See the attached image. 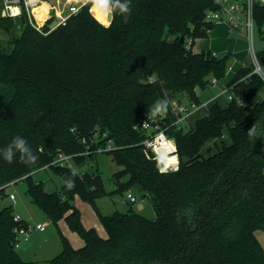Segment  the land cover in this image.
Segmentation results:
<instances>
[{
	"label": "trees",
	"instance_id": "obj_1",
	"mask_svg": "<svg viewBox=\"0 0 264 264\" xmlns=\"http://www.w3.org/2000/svg\"><path fill=\"white\" fill-rule=\"evenodd\" d=\"M85 1L55 29V17L38 27L24 7L12 18L0 5L7 36L4 43L0 35V150L19 136L37 157L28 164L17 153L9 163L0 153V264H36L16 248V229L28 223L15 222L13 206L1 205L17 183L53 223L65 219L84 240L74 248L64 238L50 264H264L256 236L264 231V100L255 101L264 79L253 65L234 76L233 99L213 103L191 129L173 126L170 114L164 126L177 145V171H161L137 128L158 102L169 113L178 98L202 106L198 90L230 70L232 53L193 51L214 28L205 15L217 9L215 0H130V13L113 10L111 23L104 8ZM254 19L261 29L264 7L255 6ZM258 55L264 71V51ZM211 144L216 151L204 156ZM108 145L102 153L120 168L112 193L139 189L156 217L100 214L102 237L84 227L74 200L96 205L108 195L102 176L87 169ZM59 153L72 156L78 169L61 166ZM47 168L64 180L53 193L33 177Z\"/></svg>",
	"mask_w": 264,
	"mask_h": 264
},
{
	"label": "rangeland",
	"instance_id": "obj_2",
	"mask_svg": "<svg viewBox=\"0 0 264 264\" xmlns=\"http://www.w3.org/2000/svg\"><path fill=\"white\" fill-rule=\"evenodd\" d=\"M48 1L53 4H55V2L57 3V0ZM66 1L67 0H59L58 3L60 4L61 8L65 7L66 10H68L71 4H66ZM241 1L243 2L244 0ZM0 5L4 9L5 6L3 0H1ZM110 12L111 11H108L106 13L105 23L108 22ZM45 23L38 24L39 26L42 25L41 27H43ZM220 24L221 23L215 24L207 38L196 40L193 51H210L217 55L230 52L232 53V58L229 61V66L233 67V70L227 71L225 78L218 82V87L211 86L205 90H198L197 95L199 101L203 105L200 106L196 111V115L192 121V124H194L197 119L207 115L210 100L220 94L223 90L224 91L222 93L229 89L233 84V78L236 73L246 63H250L249 61L252 58L249 40L247 39L245 32H230L227 26ZM0 35L3 42L6 43V34L0 32ZM254 48L257 52L263 48L257 27L254 28ZM262 98H264V88L257 97V99ZM187 101L188 100L184 97V102ZM227 102V94H225L223 98L219 100V103L222 106H226ZM223 140L226 143L231 141L227 131H225ZM210 150V153L213 154L216 151L215 145H209V147L202 151V154L204 156H208V152ZM76 168V165L73 163V169ZM87 169L102 176L108 195L99 199L96 205L84 201L79 196H76L74 204L80 211L81 222L84 227L88 229L95 228L100 236L106 237L107 231L101 221L100 214L112 215L115 212L127 213L132 210L148 219H155L156 212L153 208L150 198L143 196V193L139 189L131 188L130 190L125 191L123 194L112 193L116 188L113 176L114 173L120 170V168L112 161L111 156L105 153L98 154L94 159L93 165H89ZM33 177L34 180L42 182L45 191L48 193L58 191L64 184L62 177L56 174L52 168L42 169L36 172ZM7 192L8 194H15L17 198V204L13 205L8 195V197L1 202V205H12L14 214L26 219L30 222L29 225H31V229L28 232L29 240L26 241L24 237H21L20 247L17 248L18 253L24 260L39 264H50V261L62 250L64 238H66L71 243V245L75 247H79L84 244V240L77 232H74L70 228L65 219L60 220L57 224L53 223L40 209V207L31 201L30 197L26 193L25 184H13L11 187H9ZM129 195L135 196L137 201L131 203ZM37 224H42L45 227V231L40 232L38 229H36ZM256 236L264 248V231H257Z\"/></svg>",
	"mask_w": 264,
	"mask_h": 264
},
{
	"label": "built area",
	"instance_id": "obj_3",
	"mask_svg": "<svg viewBox=\"0 0 264 264\" xmlns=\"http://www.w3.org/2000/svg\"><path fill=\"white\" fill-rule=\"evenodd\" d=\"M43 0H3L4 9L2 10L3 17L17 18L21 16L23 12V7L26 9L29 17H33L36 21L35 14L33 12L34 8L39 6ZM217 5L216 10H208L205 15V20L208 23L216 24L218 22H224L228 25L230 32L241 31L245 32L247 39L250 44L251 60L249 61L253 67L254 72L259 74L264 79V71L259 58V52L264 51V26L259 30L261 37V42L263 48L260 51H256L254 48V28L257 27L254 19V8L256 5L264 7V0H215ZM79 7L76 5L69 6L68 10L64 12H58L54 8L52 9V15L49 19L55 17L59 25H65L68 18L76 14ZM46 20V21H47ZM37 23V22H36ZM38 25V24H37ZM38 27H41L38 25ZM193 40L190 39L187 43V47L192 46ZM217 55V54H215ZM232 70V67L230 68ZM218 81L213 80V86H217ZM233 86L227 89L224 94H227V100H232L233 96L230 91ZM169 111H167L166 106H164V111L162 113H153L143 122L138 125V129L144 133L145 138L143 140V146L146 151L153 155V157L162 163V172H175L179 169L180 159L178 156L177 145L173 138L168 137L167 129L164 126L168 121L170 114L175 116V121L172 123L173 126L189 130L194 124H192L193 116L199 107L192 102H184V99H175L168 103ZM85 141V140H83ZM112 149L111 145L106 148L98 150V153L106 152ZM57 160L61 161V166H67L73 168L72 156L64 155L59 153ZM9 199L13 205L17 204V198L14 193H10ZM131 203L137 201L135 196L129 195ZM15 222L22 223L24 220L19 216L15 215ZM31 225L28 224L27 228L20 227L16 229L17 234V244L16 248L20 247V238L24 237L27 241L29 239V230ZM36 229L43 232L45 227L42 224H37Z\"/></svg>",
	"mask_w": 264,
	"mask_h": 264
},
{
	"label": "clouds",
	"instance_id": "obj_4",
	"mask_svg": "<svg viewBox=\"0 0 264 264\" xmlns=\"http://www.w3.org/2000/svg\"><path fill=\"white\" fill-rule=\"evenodd\" d=\"M93 3L98 4L100 7L104 8L106 13L113 10H118L122 14L130 13V0H124V2H121V0H93ZM163 111L164 102H158L153 115H155L156 113H162ZM252 131L254 132V129ZM0 153H2L4 160L9 163H12L14 161L17 153H19L20 160L23 163L32 164L37 160L36 155L28 146V142L24 138L19 136L13 138L12 142L6 148L0 150ZM68 187H74V183L69 184Z\"/></svg>",
	"mask_w": 264,
	"mask_h": 264
},
{
	"label": "crops",
	"instance_id": "obj_5",
	"mask_svg": "<svg viewBox=\"0 0 264 264\" xmlns=\"http://www.w3.org/2000/svg\"><path fill=\"white\" fill-rule=\"evenodd\" d=\"M68 1V2H67ZM66 1V4H71V5H78V3L79 2H82L83 4H85L86 3V1L85 0H67ZM59 2V0H57V3L55 2V4H53V3H51L50 1H48V0H45L44 1V3H47V4H49V6L51 7V12H50V15H52V9L54 8L56 11H58V12H64L65 10H66V8L65 7H63V8H61L60 7V4L58 3ZM43 3V2H42ZM41 6V5H40ZM94 6V3H93V5H92V7ZM92 9V8H91ZM49 15V16H50ZM49 16L46 18V20L49 18ZM36 18V17H35ZM46 20H44V22L43 23H45L46 22ZM36 22H37V20H36ZM39 22H37V24H38ZM218 23H221L220 25H224V26H227V28H228V25L226 24V23H224V22H218ZM39 25V24H38ZM40 26H42V25H40ZM214 26H215V24H214ZM219 27H222V26H219ZM201 52H203V51H201ZM201 52H196V53H201ZM232 70H233V67H232ZM218 85H219V83L217 84V86L216 87H218ZM232 86V85H231ZM229 88V87H228ZM224 91V90H223ZM222 91V92H223ZM221 92V93H222ZM218 94L217 96H215V97H213L211 100H210V102H209V106H208V108L213 104V103H215V102H218L219 103V100L221 99V98H223V96L225 95L224 93H222V94ZM258 97V96H257ZM257 97H256V99H255V101H263L264 100V98H262V99H257ZM220 104V103H219ZM203 105V104H202ZM227 105V104H226ZM195 115H196V113H195ZM195 115L193 116V119H194V117H195ZM196 122V121H195ZM195 124V123H194ZM23 219V218H22ZM24 221H26L28 224H30V222L29 221H27L26 219H23ZM41 232V231H40ZM44 232V231H43ZM29 240V239H28ZM27 240V241H28ZM84 245V244H83ZM83 245H81V246H79V247H75V246H73L74 248H80V247H82ZM60 253V252H59ZM58 253V254H59ZM32 262V261H31ZM36 264H39V263H36Z\"/></svg>",
	"mask_w": 264,
	"mask_h": 264
},
{
	"label": "bare ground",
	"instance_id": "obj_6",
	"mask_svg": "<svg viewBox=\"0 0 264 264\" xmlns=\"http://www.w3.org/2000/svg\"><path fill=\"white\" fill-rule=\"evenodd\" d=\"M40 5L35 7L33 12L35 14L36 20L41 24L50 15L51 7L49 6V4L44 2Z\"/></svg>",
	"mask_w": 264,
	"mask_h": 264
},
{
	"label": "water",
	"instance_id": "obj_7",
	"mask_svg": "<svg viewBox=\"0 0 264 264\" xmlns=\"http://www.w3.org/2000/svg\"><path fill=\"white\" fill-rule=\"evenodd\" d=\"M83 5H84V4H83L82 2H79L78 5H77V7L81 8ZM109 18H110V23H111V21H112V19H113V13H112V11H111L110 14H109ZM110 23H109V24H110ZM109 24H107V26H108ZM57 26H58V22H57V21H54V22L50 25V28H51V29H55ZM181 40H182V42H183V41H184V38L182 37Z\"/></svg>",
	"mask_w": 264,
	"mask_h": 264
}]
</instances>
